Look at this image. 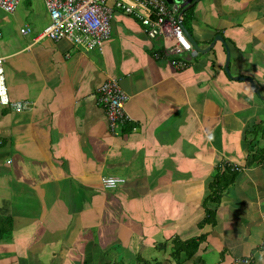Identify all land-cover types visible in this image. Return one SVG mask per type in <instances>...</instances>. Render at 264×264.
<instances>
[{"label":"crops","instance_id":"1","mask_svg":"<svg viewBox=\"0 0 264 264\" xmlns=\"http://www.w3.org/2000/svg\"><path fill=\"white\" fill-rule=\"evenodd\" d=\"M190 1L176 11L203 51L188 56L156 57L117 10L101 50L37 38L42 0L0 10L6 94L30 104L0 106V264H103L119 245L118 259L152 262L201 233L185 263L264 264V101L235 78L264 97V0ZM113 76L129 117L115 133L95 98Z\"/></svg>","mask_w":264,"mask_h":264},{"label":"built area","instance_id":"2","mask_svg":"<svg viewBox=\"0 0 264 264\" xmlns=\"http://www.w3.org/2000/svg\"><path fill=\"white\" fill-rule=\"evenodd\" d=\"M48 22L41 29L37 38L53 41L66 39L74 47L84 50H101L102 43L109 37L113 9L136 18L149 40L160 42L159 55H189L194 53L187 40L182 25L181 15L175 7L166 5L165 0H42ZM19 0H0V10L11 13ZM21 34L29 32L27 27L20 28ZM2 60L0 56V106L12 111L28 109V101H11L7 97L4 85ZM174 66L183 68L186 61L176 59ZM96 102L104 112L108 129L115 133L117 125L129 121L124 111L128 98L120 88L116 77H107L95 89ZM122 179L114 176H102L100 183L104 188H113ZM248 264V258L240 260Z\"/></svg>","mask_w":264,"mask_h":264},{"label":"trees","instance_id":"3","mask_svg":"<svg viewBox=\"0 0 264 264\" xmlns=\"http://www.w3.org/2000/svg\"><path fill=\"white\" fill-rule=\"evenodd\" d=\"M167 5V3H166ZM168 6V5H167ZM219 174V173H218ZM221 176V175H220ZM217 180H218V175L216 176ZM220 186V185H219ZM218 194L214 193L213 194V200L216 197L217 200V196ZM212 213V210L206 209V213ZM210 213V214H211ZM213 215V214H212ZM205 223H209L210 219L209 217L205 218ZM205 237L204 233L199 234L196 238H192L189 240H181L179 238H171L169 240V251L167 253V257L163 258L161 260H153L152 262H150L149 259H145L143 257H141L140 255H136L133 259V262H129V261H123L122 259H118L116 261H112V262H105L103 264H162V261H166L167 264H184L187 260H189L190 258H192L193 256H195V254H198L201 251V248L199 247V243L201 241H203ZM161 261V262H158Z\"/></svg>","mask_w":264,"mask_h":264},{"label":"water","instance_id":"4","mask_svg":"<svg viewBox=\"0 0 264 264\" xmlns=\"http://www.w3.org/2000/svg\"><path fill=\"white\" fill-rule=\"evenodd\" d=\"M189 1H190V0H167V3L171 4V3L174 2L173 7H175V6L177 5V3H178L179 6L183 7V8H182V10H183V9L188 8V7L193 3V2H191V1H190V3H188ZM193 1L195 2L196 0H193ZM183 32H184V34H185L187 40L189 41V43H190L192 49L194 50V53L202 52L203 50L200 49V48L196 45V43H195V41L193 40V38L191 37V35L186 31V29H185L184 27H183ZM216 38L222 41V39H221L220 36H217ZM216 38H214V39L212 40V43H213V41H214ZM223 45H224V44H223ZM208 49H209V47H206V48H205V50H208ZM224 49H225V60H224L225 63H224L223 69H224V71L228 74V69H227L228 50H227V47H226L225 45H224ZM235 78H236L237 80L245 79L246 81H248V83L250 84V86H251L253 92L257 95V97H258L260 100L264 101V97L261 96V95L259 94L258 90L255 88V86H254V84H253V82L251 81L250 78H248V77H241V76H236Z\"/></svg>","mask_w":264,"mask_h":264},{"label":"rangeland","instance_id":"5","mask_svg":"<svg viewBox=\"0 0 264 264\" xmlns=\"http://www.w3.org/2000/svg\"><path fill=\"white\" fill-rule=\"evenodd\" d=\"M116 10H117L118 12L120 11V10L114 8L113 11H112V17H113V12L116 11ZM185 23H186V25H187V22H185ZM108 250H109V251L112 250V249H111V246L108 248ZM108 250H107V253H108V254H113V253L109 252ZM117 252H118L119 255H120V253H123V251H122V247H121L120 245L116 248L115 254H113L114 256H113L112 258L115 259L114 261H116V260L119 258V256L116 254ZM110 256H111V255H110ZM165 256H166V255H165ZM199 257H200L202 260H204V264H209V263H210L209 260H208L209 257L206 258L204 255H201V254L199 255ZM159 260H160V259H159ZM114 261H113V262H114ZM150 262H151V260H150ZM158 262H161V261H158ZM161 263H162V264H167L166 261H162ZM185 264H190V263L187 262V263H185Z\"/></svg>","mask_w":264,"mask_h":264},{"label":"bare ground","instance_id":"6","mask_svg":"<svg viewBox=\"0 0 264 264\" xmlns=\"http://www.w3.org/2000/svg\"><path fill=\"white\" fill-rule=\"evenodd\" d=\"M131 128V127H130Z\"/></svg>","mask_w":264,"mask_h":264}]
</instances>
